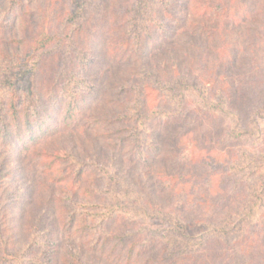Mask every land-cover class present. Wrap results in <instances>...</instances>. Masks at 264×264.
<instances>
[{"label":"trees","instance_id":"16d2710c","mask_svg":"<svg viewBox=\"0 0 264 264\" xmlns=\"http://www.w3.org/2000/svg\"><path fill=\"white\" fill-rule=\"evenodd\" d=\"M260 120L264 0H0V264H264Z\"/></svg>","mask_w":264,"mask_h":264},{"label":"rangeland","instance_id":"374dc122","mask_svg":"<svg viewBox=\"0 0 264 264\" xmlns=\"http://www.w3.org/2000/svg\"><path fill=\"white\" fill-rule=\"evenodd\" d=\"M260 125L262 128H264V120H260L259 121ZM1 147V146H0ZM10 163L11 164L9 165V168H15V164H16V159L13 158L10 160ZM11 166V167H10ZM18 177V176H17ZM17 177L15 176H10L7 180H5V183H6V190H7V195L11 196L12 198L17 194L19 193V190L22 189V188H25L24 187V182L23 181H18ZM17 205L13 208H11L9 211H8V215L11 217V216H18L20 214V207H21V203H19V201L16 203Z\"/></svg>","mask_w":264,"mask_h":264}]
</instances>
